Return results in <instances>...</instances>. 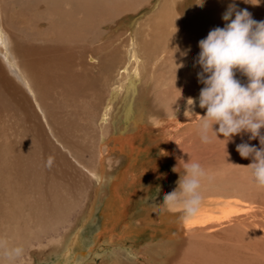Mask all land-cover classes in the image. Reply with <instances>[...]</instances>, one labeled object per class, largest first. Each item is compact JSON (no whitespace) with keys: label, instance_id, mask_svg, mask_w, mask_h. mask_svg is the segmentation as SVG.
<instances>
[{"label":"bare ground","instance_id":"obj_1","mask_svg":"<svg viewBox=\"0 0 264 264\" xmlns=\"http://www.w3.org/2000/svg\"><path fill=\"white\" fill-rule=\"evenodd\" d=\"M168 1L23 0L22 4L0 0V109L18 121V128L9 129L8 138L0 143V264H18L25 255H30L31 264L33 255L50 252L61 256V264H80L101 240L136 239L148 230V225L140 227L131 221L117 229L128 211L126 205L135 198L134 189L144 185L152 172L144 145L152 144L154 135L163 137L175 128L163 120L171 113L168 104L179 105L184 98L175 89V79L194 75L180 76L181 64L171 63L177 56L185 61L197 57L194 45L211 29L223 27L219 12L231 2H204L207 20H193L191 26L196 39L184 53L173 50L167 66L160 69L153 62L150 65L152 40L140 39L136 25L139 21L152 28V18ZM184 1L177 0L175 9L183 7ZM216 2L224 8L212 9ZM235 2L248 9L253 19L264 20V0L259 5ZM142 8L149 12L143 20L130 23L128 35L121 38L124 20L116 19L136 15ZM104 26H110L111 33L103 41ZM158 69L165 70L164 76L156 73ZM158 86L159 93L155 92ZM249 136L247 132L237 134L235 142L245 143ZM165 145L177 146L174 140ZM111 155L127 160L131 156L121 174L109 172ZM88 183L91 188L87 190ZM106 183L104 206L96 209L98 192ZM96 210L99 224L92 229ZM156 210L160 208L152 212ZM193 220L186 222L182 217L176 226L185 237L199 234L203 231L199 226L207 221ZM133 226L138 228L133 230ZM175 238L169 233L160 242L150 239L137 250L140 263L183 264L187 256L191 264L196 258L200 264L219 263L211 251L187 248L190 245L182 239L175 245ZM17 247L21 253L9 257L7 252ZM186 248L191 254H185ZM110 254L101 264L127 261L122 255Z\"/></svg>","mask_w":264,"mask_h":264},{"label":"rangeland","instance_id":"obj_2","mask_svg":"<svg viewBox=\"0 0 264 264\" xmlns=\"http://www.w3.org/2000/svg\"><path fill=\"white\" fill-rule=\"evenodd\" d=\"M12 1L17 3L22 1V4L24 3L23 0ZM206 1L204 0V2ZM177 3V0H169L168 5L163 8L164 10L156 18H152V28L148 29L149 23L144 26V23H139V21L136 25L140 39L152 40V48L148 49V53L152 51L149 58L151 66L153 62V66L157 65L160 69L165 68L168 64V58H171L169 56H173L172 52L175 49L184 53L188 49V44L197 37L195 33L191 32L192 27L195 25L192 24L193 20L198 22L207 20L208 14L205 3L201 7L197 6L194 0H185L183 7L175 9ZM221 7L222 9L224 8L220 2H216L211 8L219 11ZM140 12L138 11L136 15L121 16L120 19H116L124 20L125 26L121 29L123 32L121 38H125L128 35L127 28L130 23L138 19L143 20L145 12L147 13L149 10L142 8ZM219 13L222 14L223 12ZM140 16L141 18H139ZM109 27L104 26L101 28L104 33H107L102 38L103 41L110 36L111 30ZM194 47L199 52L198 44H195ZM196 58L192 59V61H185L183 56H177L175 61L171 63L172 66L173 63L182 65L180 76L189 75L190 72H193L194 75L183 81L176 78L174 82L175 89L183 93L184 98L179 105L168 104L167 109L171 110V113L163 116V120L171 123L175 128L163 137L154 135V142L152 144L146 142L144 145L152 172L147 175L144 185L142 184L134 189L135 198L126 205L128 211L120 219L118 223L119 229H117L120 231L124 224H129L131 221L132 225L140 224V227L148 225V230L136 239L117 240L113 237L110 242L106 241V239L101 240L95 246L97 249L92 250L89 254L87 253L85 261L80 264H101L111 252L110 255L118 254L126 258L127 261L122 259L123 262L121 264H141L139 258L141 259L142 257L137 250L144 247L150 239L160 242L161 238L169 233L175 234V245L180 243L182 239L185 244L190 245L187 248L192 246L211 251L212 254H215L213 259L218 260V264H264V189H257L249 176L247 165L251 163L252 158H243L239 155L236 146L241 143L235 142L236 135L228 140L226 144L224 140L216 139L204 143L200 140L194 128L196 121L200 119L199 115H203L206 111L198 106V100H194L191 106L187 104L188 98H198L200 89L204 86L198 82L197 73L201 71V68L196 64ZM171 69L170 67L167 70ZM164 71L158 69L156 73L164 76L162 74ZM235 76L241 83L247 82V78L239 71L235 72ZM155 92H160L159 86ZM41 123L42 121H40ZM17 126L18 121L0 109V143L5 140L6 136L8 138L9 129L16 130ZM216 127L218 125H213L214 130ZM48 137L51 143L58 148L52 138ZM218 138L223 139L222 134L218 133ZM148 140L149 137L146 141ZM169 140H174L178 148L177 146L176 148L167 147L165 144ZM245 143L255 146L257 149L262 147L257 138L249 139ZM168 150L170 152L167 154ZM60 152L63 153L61 150ZM111 157V162L113 163L109 164L108 170L117 174L124 172L131 160V156H129L128 160L124 156L111 155ZM85 159H88L87 155H85ZM188 159L198 160L212 174L213 179L210 181L205 180L202 184V201L198 214L191 220L186 221L184 219L186 222H190L193 219L199 220V222L207 220L203 225L199 226L203 231L196 235L188 234L185 237L176 227L181 224L180 219L183 217L179 207L164 211L156 210L157 212H152V209L156 208V203L165 194L177 187L179 173L173 171V169L177 167L182 171L183 161L186 162ZM68 160L76 166L69 157ZM139 165L140 162L137 163V169L141 167ZM76 168L78 167L76 166ZM78 169L80 170V168ZM139 172L143 171L140 169ZM85 176L90 178L88 173ZM103 184L95 200L94 207L96 209L103 208L102 202L104 197L108 195V183L105 186ZM91 186L93 187V184ZM89 187L90 184L88 183L87 190ZM124 189L126 190L127 186ZM129 194L131 193L129 192ZM90 198L88 197L87 204ZM86 208L87 205L83 209V214H85ZM156 213H161L163 216L161 217L158 214L157 216ZM98 217L99 213L96 210L90 221L93 226L92 229L98 226ZM149 225L152 230L149 229ZM136 228L138 227L133 226V230ZM167 229L169 231L166 233ZM74 231L77 234L76 229ZM151 234L153 238H150ZM187 248L185 251L186 255L190 252ZM170 256H173V254ZM167 258L164 257L163 259L166 260ZM29 259L30 255L22 256L18 264H29ZM188 259L189 256L183 257L182 263L191 264ZM31 260V264H61L62 258L50 252L33 255ZM195 264H200L197 258ZM214 264L216 263L214 262Z\"/></svg>","mask_w":264,"mask_h":264},{"label":"clouds","instance_id":"obj_3","mask_svg":"<svg viewBox=\"0 0 264 264\" xmlns=\"http://www.w3.org/2000/svg\"><path fill=\"white\" fill-rule=\"evenodd\" d=\"M194 2L202 7L204 0ZM244 2L259 5L261 0ZM221 19L225 22L223 27L211 29L198 41L196 64L201 71L197 78L204 86L198 98H188L187 104L191 106L198 100V106L206 110L194 125L204 143L216 139L226 144L242 132L250 133L249 139L259 137V149L247 143L236 147L241 157L252 158L247 165L249 176L257 189H264V20L253 19L248 9L239 8L235 0L228 4ZM236 71L247 78L246 83L236 78ZM213 125L218 127L214 130ZM218 133L223 139L218 138ZM174 169L179 173L177 187L165 194L157 207L162 211L179 207L188 221L200 210L203 182L213 176L196 159L183 161L182 171ZM21 251L17 247L7 255L12 257Z\"/></svg>","mask_w":264,"mask_h":264}]
</instances>
